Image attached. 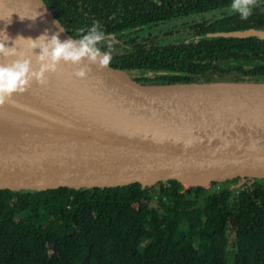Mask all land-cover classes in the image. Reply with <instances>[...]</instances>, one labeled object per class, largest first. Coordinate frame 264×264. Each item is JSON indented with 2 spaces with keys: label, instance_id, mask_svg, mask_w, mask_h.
I'll use <instances>...</instances> for the list:
<instances>
[{
  "label": "trees",
  "instance_id": "1",
  "mask_svg": "<svg viewBox=\"0 0 264 264\" xmlns=\"http://www.w3.org/2000/svg\"><path fill=\"white\" fill-rule=\"evenodd\" d=\"M48 1L78 30L99 21L114 61L150 84L264 81V38L207 36L264 28V0L246 18L232 0ZM215 10L186 38L153 31ZM212 185L0 190V264H264V178Z\"/></svg>",
  "mask_w": 264,
  "mask_h": 264
},
{
  "label": "water",
  "instance_id": "2",
  "mask_svg": "<svg viewBox=\"0 0 264 264\" xmlns=\"http://www.w3.org/2000/svg\"><path fill=\"white\" fill-rule=\"evenodd\" d=\"M60 25L62 40L78 37L48 0H0V39L7 34L9 46ZM207 36L264 38V28ZM17 44L36 67L27 41ZM80 67L82 78L73 75ZM237 177L264 178V81L150 84L112 57L107 66L85 59L60 61L47 83L32 80L0 102V190L172 179L208 187Z\"/></svg>",
  "mask_w": 264,
  "mask_h": 264
},
{
  "label": "clouds",
  "instance_id": "3",
  "mask_svg": "<svg viewBox=\"0 0 264 264\" xmlns=\"http://www.w3.org/2000/svg\"><path fill=\"white\" fill-rule=\"evenodd\" d=\"M230 9L238 12L241 18H246L251 12L250 0H232ZM39 15L29 18L35 19ZM49 34L47 30L36 38L17 36L11 46L0 39V56L12 57L8 63H0V102L10 98L14 92H23L27 85L35 80L37 83H47L48 74L55 72L60 61L77 64L88 60L100 66H107L111 59L112 42L100 27L99 21H93L87 29H80L78 37L61 39L59 31ZM27 41V49L34 53L36 67H33V56L21 50L17 40ZM34 49H39L35 52ZM73 75L82 78L86 75L84 67L74 70Z\"/></svg>",
  "mask_w": 264,
  "mask_h": 264
},
{
  "label": "rangeland",
  "instance_id": "4",
  "mask_svg": "<svg viewBox=\"0 0 264 264\" xmlns=\"http://www.w3.org/2000/svg\"><path fill=\"white\" fill-rule=\"evenodd\" d=\"M221 14V10H215V11H211V12H207L204 14H194L193 16H189L185 19H180V20H172L170 22H168L167 24H161L160 26L153 28V31L155 32L156 35H160L165 39H168V37H174V40H178L179 38H186V31L187 30H183V29H187V27L193 23V22H201L203 19H209V18H216V17H220ZM181 29L182 32H179V30ZM168 32L173 33L172 35H167ZM186 188H188V186L183 185ZM215 186L210 184L207 188H211L212 190H214ZM185 189H183L182 191H184ZM231 239L233 240V233L230 234ZM150 250V249H149Z\"/></svg>",
  "mask_w": 264,
  "mask_h": 264
}]
</instances>
